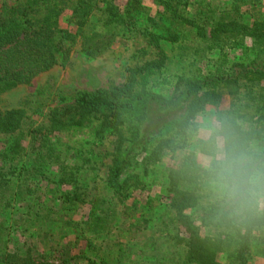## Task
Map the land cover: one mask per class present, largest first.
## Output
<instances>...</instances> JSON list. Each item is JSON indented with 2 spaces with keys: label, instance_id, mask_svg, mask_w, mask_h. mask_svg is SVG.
Returning a JSON list of instances; mask_svg holds the SVG:
<instances>
[{
  "label": "trees",
  "instance_id": "1",
  "mask_svg": "<svg viewBox=\"0 0 264 264\" xmlns=\"http://www.w3.org/2000/svg\"><path fill=\"white\" fill-rule=\"evenodd\" d=\"M135 39L119 85L7 100ZM208 107L264 154V0H0V264L264 261V215L202 177Z\"/></svg>",
  "mask_w": 264,
  "mask_h": 264
},
{
  "label": "clouds",
  "instance_id": "2",
  "mask_svg": "<svg viewBox=\"0 0 264 264\" xmlns=\"http://www.w3.org/2000/svg\"><path fill=\"white\" fill-rule=\"evenodd\" d=\"M201 143L207 190L230 215H264V154L249 150L230 131L209 127Z\"/></svg>",
  "mask_w": 264,
  "mask_h": 264
},
{
  "label": "rangeland",
  "instance_id": "3",
  "mask_svg": "<svg viewBox=\"0 0 264 264\" xmlns=\"http://www.w3.org/2000/svg\"><path fill=\"white\" fill-rule=\"evenodd\" d=\"M141 47L142 43L135 39L130 42H122L112 52H107L96 60L85 59L80 54H74L67 68H57L49 75L38 77L30 87L20 88L8 95L7 100L9 103H18L46 85L52 88L54 94L68 98L74 97L78 93L107 89L111 85H119L123 82L125 68L130 64V55L136 53ZM213 120V109L208 107L205 114L198 119V124H200L199 138H203L207 128L213 127ZM78 137L84 143H92L91 136L88 133H83ZM111 141L110 138L102 143L96 141L94 147L97 152L99 151L104 155L110 151ZM100 163L97 170L101 176H105L108 160L106 159ZM252 263L264 264V261L256 260Z\"/></svg>",
  "mask_w": 264,
  "mask_h": 264
}]
</instances>
